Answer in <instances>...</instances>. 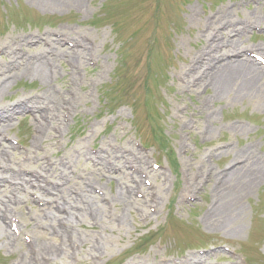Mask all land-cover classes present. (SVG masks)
<instances>
[{"label": "rangeland", "instance_id": "rangeland-1", "mask_svg": "<svg viewBox=\"0 0 264 264\" xmlns=\"http://www.w3.org/2000/svg\"><path fill=\"white\" fill-rule=\"evenodd\" d=\"M58 4L57 10L52 11L30 0H0V47L3 48L0 59L8 60L10 69L21 66L19 62L9 60L10 49L20 61L39 50L48 56L47 48L41 44L28 45L26 40L36 39L37 35H44L50 29L65 31L70 38L87 35L94 40L87 53L94 51L98 66L90 67L84 61L85 66L78 74L81 79L72 86L69 84V66L62 58L54 61L53 67L49 65L52 74H49L48 85L59 96V101L58 104L50 103L53 107L49 113L52 121L47 122L50 135L37 142L38 153L54 159L65 152L78 153L79 157L72 155L78 158V163L68 160L64 169L68 176H72L73 168L80 173L78 175L84 176L82 174L87 173L90 169L87 165L91 163L84 159L81 149L80 153L75 149L83 147V138L91 129L92 137L84 148L85 154L91 152V146L99 149L106 141L119 146L128 142L129 148L135 149L133 141L140 139L150 146L149 152L155 159L167 166L163 171L152 173L158 184V196L163 193L160 199L158 197L157 212L147 223H142V217L130 209V222L118 227L114 218L119 219L121 212L126 210L120 209L122 205L116 204L111 195L123 179L117 174L110 176L112 173L106 168L105 161L109 159L120 165L122 156L103 153V164L93 165L96 169L90 180L100 185L110 199L108 212L105 214L104 211L95 223L88 220L85 207L77 210L76 207L82 205L79 199L72 201V212L79 211L82 219L76 221L73 228L62 231L63 244L58 247H65L68 252L66 238L73 236L79 241L81 234L87 237L89 244L96 240L102 243L99 251L104 263L99 264H155L159 255L170 257L169 264H185V260L190 264H240L217 248L218 244H226L244 253L248 264H264V174L256 182L242 178L235 181L238 194L244 191L240 194V207L236 212L226 214L228 218L223 224L220 220L216 224L213 219L209 223L205 221L209 204L216 198L211 189L218 179L212 182V169L225 176L224 172L234 164L249 166L253 161L254 167H264V105L258 106L259 99L264 102V78L258 83L261 91L255 86L247 95L212 96V87L199 84L189 70L192 63L209 68L208 61L200 54L202 46L209 42L211 49L216 51L215 60L235 50H242L243 54L246 48L264 55V0H80L79 5L72 7L62 0ZM225 10L228 16L220 17L219 13ZM244 26L246 31L242 29ZM16 36L22 37L21 42L13 41L8 45L7 41ZM227 36L235 40L231 47L223 43ZM64 48L62 52H69L71 56L77 52L76 49L68 51L67 45ZM195 55L202 58L198 57L196 61ZM105 60L106 68L98 75L103 69L100 64ZM44 66L46 68V64ZM8 73L0 70V79ZM39 85L38 79L28 75L11 78L10 86L0 95V105H10L19 99L26 107L24 96L34 93L45 98ZM74 97L76 104L72 101ZM64 106L73 119L66 124L67 129L61 121L65 127L62 125L60 129L64 133L61 138L54 139L55 117L62 120V113L67 111ZM32 114L35 113L24 111L13 117L0 133L20 138L27 148L37 127ZM121 125L126 129L122 130ZM40 146L42 150H39ZM231 148L234 150L221 152ZM16 152L22 158L23 152ZM138 165L144 169L147 163L145 167L143 163ZM31 166L21 164L19 171L22 173L23 168ZM125 170L128 171L126 166ZM197 174L200 183L193 188ZM135 175L140 179L138 173ZM72 180L70 188L76 187L74 181L84 186L87 178L72 176ZM185 184L188 185L184 187ZM122 186L125 187L123 183ZM188 190L195 195L193 202L181 199ZM20 191L29 198L28 190ZM95 196L93 203H102L98 195ZM89 199L87 194L84 200ZM102 223L104 227H100ZM91 224L97 225L96 230ZM156 242L163 243L165 249L157 250ZM86 244H76L77 252L69 249L70 264H90L87 253L90 249ZM7 249V243L0 245V264H9L17 256L8 255ZM57 250L59 254L62 252L61 248ZM64 259L55 257L51 264H64Z\"/></svg>", "mask_w": 264, "mask_h": 264}, {"label": "bare ground", "instance_id": "bare-ground-1", "mask_svg": "<svg viewBox=\"0 0 264 264\" xmlns=\"http://www.w3.org/2000/svg\"><path fill=\"white\" fill-rule=\"evenodd\" d=\"M31 2L42 6L44 8L49 7L48 9L55 11L57 10V7H59L58 2L62 1V0H30ZM65 3H67V5L69 7H72L75 4L79 5L80 0H64ZM256 8H258V6H256ZM166 12V11H165ZM228 16V11H222L221 13H219L220 17H225ZM257 17V16H256ZM260 17V16H258ZM257 17V18H258ZM261 18V17H260ZM243 31H246V27H242ZM60 31V30H58ZM62 32V31H60ZM65 32V31H63ZM46 33H49L48 31H46ZM218 33H215V36H217ZM79 38H83V35L80 36H75L73 37V39L75 41H77V39ZM208 39V38H207ZM22 37L16 36V37H12L10 38L7 42L9 45H12L13 41H18L21 42ZM72 40V39H71ZM223 43L227 46V47H231L235 40L234 39H230L227 36V39H223ZM57 41V39L55 38V42ZM74 42V41H72ZM210 43V42H209ZM206 43L204 46H202L201 50H200V54L202 55V57L206 58V60L208 61L207 63V67H209L208 69H206L205 66H199L196 63H192L191 67L189 70L191 71V75L195 77V79H197L198 83L201 85H210V87H212L213 89V94L212 96H216V95H220V96H227L228 94H230V96L232 97H236L242 93H244V95L249 94L251 91H253L252 88H254L256 86V89L258 91H261L260 89V83L261 80L264 78V67L262 65H260L259 63H257L256 61H254L251 58H247V57H233V58H221L220 60H218V58H216V60L214 59V55L216 53V51L214 49H211L212 45ZM208 48V49H207ZM61 50V49H60ZM89 50L88 46H85L83 49L80 48L78 49L77 52L73 53L74 55L72 56H63V52L61 51V53H58L56 55V57L53 58V56H46L45 54L42 53L41 50L37 51V52H33V56H27L24 58L25 61H20L19 59H17L15 57V54L10 55V59L13 62H19L21 64V66H19L18 70H10L9 69V62L7 60H3L2 58L0 59V70H10L11 73V78H17L19 76H24V75H28L32 78L38 79L41 82V85L38 86L39 89H43L44 90V94L46 95L45 98H42V96H38L39 93H34L31 94L29 96H24V99L26 100V104L31 106V110H35L36 112L40 113L41 116L44 118H47V121L44 120L43 124L41 125V127L39 128V132L37 133V136H40V140H44L46 139L45 137L49 134L48 133V123L51 121L50 118V108L52 107L50 105V103H57V101H59V96L52 91L51 89V85L49 86L48 84H50L49 78V71L47 68H45V64L47 63V61H57L59 60V58L62 59H67L69 58L70 60H73V66L70 69V80L71 82H69V84L72 86V84L75 83V81H78L79 78L78 74H79V68L84 65V61L86 63H91L94 61V57L92 55V52H90L89 54L85 55L84 53ZM212 50H214V52H212ZM198 57L202 58L201 56L198 55ZM197 55H195V57H193L194 60L198 59ZM197 61V60H196ZM194 62V61H192ZM103 65V66H102ZM107 65V60H105L103 62V64L101 63L100 66L103 67V69H101L100 71H98V75H102V71H104V68H106ZM56 66H60L59 64H57ZM187 70V72L189 71ZM58 72H61L60 70H57ZM11 80V79H10ZM10 80L9 81H3L2 79H0V95H2L5 90L10 86ZM92 81H94V78L91 79ZM48 85V87H47ZM73 92V90H70ZM211 96V95H210ZM70 97L68 98L69 101ZM80 99V96H79ZM73 103L76 104V98L74 97L72 99ZM70 102V101H69ZM67 104V103H66ZM264 105V102L261 98L258 100V106H262ZM53 108V107H52ZM0 129L5 128L6 125L9 124V121L12 119V113H9V111L15 110L17 113H20L23 111H25V106L22 103H16L15 105L10 104V105H3L1 106L0 109ZM5 119V121H8L6 123H4L2 120ZM48 122V123H47ZM126 129V128H125ZM92 137L91 135H87V137L83 138V149L84 150V146L87 145V141ZM109 141H106L103 144H101V148L103 149H107V150H113L116 149V146H112L111 144H108ZM128 143V142H127ZM127 143L124 144V146H119L117 148V152H119L120 154L125 153L126 157H128V159H132L133 161H136L137 163L141 164V163H145L146 159L144 158V154L136 149L133 148H129V144L127 145ZM37 142L36 141H32L31 142V154L29 155V157H27L28 159L23 160L21 157L18 156V154H15V156L13 158H11L10 161H5L4 160V165H5V170L0 171V178H13L14 180H16L17 178H20L21 181H25L26 178H24L23 176H20L19 171L17 170L16 172H10L8 171V168L10 165H12L14 162L16 163L15 166H18L20 164H24L26 162H32L34 163L35 161V165L36 168H40L43 170L44 175L42 174V178L41 181H37L35 182L37 189L40 191L41 195H44L45 197H50V195H52L53 193H57L59 191H55L56 189L54 187H52L51 185H47L44 184L43 181L44 179H47L44 176L47 177H53L52 179L58 178L61 179L63 182V187L60 191L63 192H67V189L69 188V181H71L72 178L69 179L68 174L65 172V169L68 166V163H66L68 160L70 162H76L78 163V158L76 157H72V155H77V157H79L78 154H74V153H65V155H63L62 158H56L52 163L57 164L60 166L61 169V173H57L56 170L54 168H52L54 166V164L52 166H48L47 164H45L43 161H38L37 160V153H35V147H36ZM6 147H10V146H6ZM128 148V149H127ZM228 150L233 151L234 149H223L221 150V152H227ZM241 152L245 153L246 150H240ZM115 157H118V155H115ZM66 158V159H65ZM257 158V156H256ZM49 161V160H47ZM50 164V161H49ZM260 167V166H259ZM259 167L257 166L254 167L253 166V161L249 166H245V164L243 165H237L234 164L231 167L228 168L227 172L225 174V176L223 174H221L222 172H218V171H214L213 170V174L211 176V180L212 182L215 181V179L217 180V183L214 184V186L212 187L211 191L213 194L216 195V198H214V201L212 203L209 204V207L205 213V221L206 223H209V220L213 219V223L216 224L220 221L221 224H223L228 217H226L225 215L228 214L229 212H236L239 207H240V203H241V197L240 194H242L244 191H241L238 194V189L236 188L237 185L235 184V181L239 180V179H248L247 182H256L258 181L264 174V167L263 169H259ZM59 168V167H58ZM87 168H90L87 172V174L89 176H94V172H95V167L92 166L91 164L87 165ZM210 173H212L211 170H209ZM122 177L124 178V180L126 182H131L132 180H135V177L133 174H131L129 171L128 172H123ZM195 177V175H194ZM36 180V179H35ZM34 180V181H35ZM1 181V180H0ZM194 181V186L193 188H195V186H197L200 183V178H199V174L196 175L195 179H193ZM75 185L77 184V181H75ZM188 185L185 184L184 187ZM79 186V185H78ZM9 187V186H8ZM17 190L16 185L14 184V186L9 187L8 189H6V191L8 190ZM81 190L86 194H88V196L91 198L90 200V205L87 207V217L88 220L93 219L96 217V219L100 218L103 216V212L105 211V214L107 212V206L105 204H102L100 202L95 201V203H93V201L95 200L96 196L92 195L93 193H91V191H89L88 188L86 187H81ZM3 191H1L0 189V193H2ZM59 194V193H57ZM113 201L116 204H120L122 205L120 207V209L123 207L125 208V211H122L121 214L118 216L120 218L119 222H121V227L125 224L127 225L129 218L131 216L130 213V209H132L135 214L138 216L140 213H142L144 211V207L145 205L148 203V201H143L142 199H136L135 197H133L128 190L125 189H120L117 188L115 190V192L111 195ZM163 196V193L161 194V197ZM72 197V201H76V199H78L77 196H71ZM159 196V199L161 198ZM18 198V201H20V198ZM16 198V199H17ZM139 200V201H137ZM145 200V199H144ZM135 202L136 206H134L133 209V205ZM69 204L71 205L70 207H72V203L69 202ZM64 206V204L62 205ZM49 207L53 208V206L49 205ZM15 207H13L12 209H14ZM36 210H39L38 208ZM60 216V215H58ZM98 217V218H97ZM55 216L53 215L52 217H50V223L55 222ZM65 218V216H64ZM48 220V219H47ZM106 220V219H105ZM111 220V219H108ZM99 221V219H98ZM69 225H67L65 228L66 229H70L73 228L74 225L76 224V221H74L73 219H68ZM107 223V220H106ZM27 225V223H26ZM104 223H102V225L100 227H104ZM29 229L31 230V232L33 233L35 240L37 239L38 242V247L40 249V251L42 252H46L48 254H54L56 251V245L59 244V241L55 239V236L52 235H47V233H44L40 230H38L35 226H30ZM62 230V229H61ZM96 230V229H94ZM102 231L104 232V229H102ZM10 235L9 231L7 230V228L0 222V237L3 238V240H6L8 238V236ZM81 237V241L88 242V247L90 249V252H93L94 250H98V248H101V244L102 243H93L89 244V241L87 240V237L82 236L80 234ZM105 237V236H104ZM103 237V238H104ZM102 238V239H103ZM49 240V241H47ZM19 251L18 253H21V256L24 257L25 259H27L29 257V260H31V256L28 255V253L23 249V247H19ZM24 259V261H25ZM65 260V259H64ZM66 261V260H65ZM185 264H190L188 261L185 260L184 262ZM36 264V263H34ZM155 264H159L157 262H155Z\"/></svg>", "mask_w": 264, "mask_h": 264}]
</instances>
